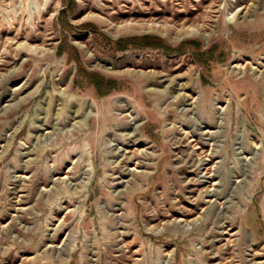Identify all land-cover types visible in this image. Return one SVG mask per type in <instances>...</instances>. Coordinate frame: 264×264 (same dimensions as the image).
<instances>
[{"label":"rangeland","instance_id":"374dc122","mask_svg":"<svg viewBox=\"0 0 264 264\" xmlns=\"http://www.w3.org/2000/svg\"><path fill=\"white\" fill-rule=\"evenodd\" d=\"M0 264H264V0H0Z\"/></svg>","mask_w":264,"mask_h":264},{"label":"bare ground","instance_id":"6f19581e","mask_svg":"<svg viewBox=\"0 0 264 264\" xmlns=\"http://www.w3.org/2000/svg\"><path fill=\"white\" fill-rule=\"evenodd\" d=\"M187 34L188 35H193V34H200L201 35V32H200V30H196V29H190L188 32H187ZM236 67H240V66H237L236 65ZM200 161V160H199ZM215 183H217V182H215ZM214 183V184H215ZM210 192H212V191H210ZM220 192V191H219ZM214 194V193H213ZM221 195H222V193H221ZM210 203V202H209Z\"/></svg>","mask_w":264,"mask_h":264}]
</instances>
